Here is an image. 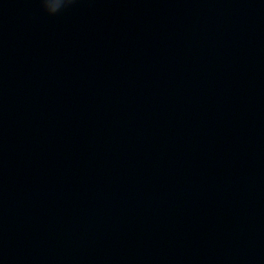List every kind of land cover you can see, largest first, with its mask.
Listing matches in <instances>:
<instances>
[{
    "label": "water",
    "instance_id": "obj_1",
    "mask_svg": "<svg viewBox=\"0 0 264 264\" xmlns=\"http://www.w3.org/2000/svg\"><path fill=\"white\" fill-rule=\"evenodd\" d=\"M0 264H264V0H0Z\"/></svg>",
    "mask_w": 264,
    "mask_h": 264
},
{
    "label": "clouds",
    "instance_id": "obj_2",
    "mask_svg": "<svg viewBox=\"0 0 264 264\" xmlns=\"http://www.w3.org/2000/svg\"><path fill=\"white\" fill-rule=\"evenodd\" d=\"M43 10L48 15H56L75 2V0H40Z\"/></svg>",
    "mask_w": 264,
    "mask_h": 264
}]
</instances>
